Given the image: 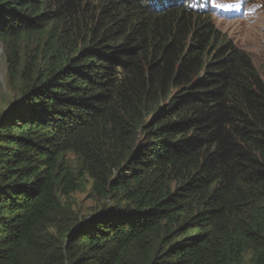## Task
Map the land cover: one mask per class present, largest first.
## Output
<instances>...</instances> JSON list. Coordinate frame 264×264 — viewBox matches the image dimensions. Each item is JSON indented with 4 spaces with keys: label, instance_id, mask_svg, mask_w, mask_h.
I'll return each mask as SVG.
<instances>
[{
    "label": "trees",
    "instance_id": "trees-1",
    "mask_svg": "<svg viewBox=\"0 0 264 264\" xmlns=\"http://www.w3.org/2000/svg\"><path fill=\"white\" fill-rule=\"evenodd\" d=\"M163 1L0 0V264H264V79Z\"/></svg>",
    "mask_w": 264,
    "mask_h": 264
},
{
    "label": "rangeland",
    "instance_id": "rangeland-1",
    "mask_svg": "<svg viewBox=\"0 0 264 264\" xmlns=\"http://www.w3.org/2000/svg\"><path fill=\"white\" fill-rule=\"evenodd\" d=\"M180 2L182 1L180 0ZM205 2L206 0H201L200 4L204 5ZM192 3L198 4L197 0H192ZM232 12H234L233 15L226 20L211 17L215 25L229 39L251 54L264 79V0H235ZM30 43H23L24 60L28 63L31 62V52L35 48ZM0 50V110L6 111L20 96V86L9 84L7 60L2 44H0ZM67 158L71 164H75L77 161L76 156L71 152L67 154ZM90 186L91 184L88 182L85 189L72 194L74 206L82 217L94 213L101 207L95 201Z\"/></svg>",
    "mask_w": 264,
    "mask_h": 264
},
{
    "label": "clouds",
    "instance_id": "clouds-1",
    "mask_svg": "<svg viewBox=\"0 0 264 264\" xmlns=\"http://www.w3.org/2000/svg\"><path fill=\"white\" fill-rule=\"evenodd\" d=\"M168 0H164L165 3ZM218 2L215 5H210L208 3L207 6L201 5V0H197L198 4H195L200 8V10L194 11L195 13L202 14L206 17H209L210 20L215 24L212 17L214 18H221L226 20L228 17L233 15L234 12H232V7L235 3V0H217ZM159 3V2H158ZM230 4V5H228ZM232 4V5H231ZM178 6H183V4H175ZM174 5V6H175ZM212 16V17H211Z\"/></svg>",
    "mask_w": 264,
    "mask_h": 264
},
{
    "label": "bare ground",
    "instance_id": "bare-ground-1",
    "mask_svg": "<svg viewBox=\"0 0 264 264\" xmlns=\"http://www.w3.org/2000/svg\"><path fill=\"white\" fill-rule=\"evenodd\" d=\"M174 3V0H172ZM178 4H185V5H189L195 9L200 10V8L198 6H196L194 3H192V0H181L182 2H180V0H176ZM179 1V2H178ZM1 51V50H0Z\"/></svg>",
    "mask_w": 264,
    "mask_h": 264
}]
</instances>
